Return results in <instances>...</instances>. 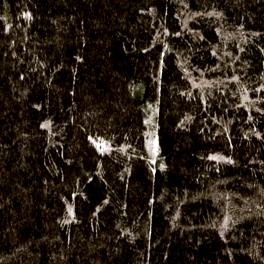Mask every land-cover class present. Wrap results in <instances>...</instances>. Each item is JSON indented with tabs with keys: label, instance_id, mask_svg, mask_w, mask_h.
Wrapping results in <instances>:
<instances>
[{
	"label": "trees",
	"instance_id": "trees-1",
	"mask_svg": "<svg viewBox=\"0 0 264 264\" xmlns=\"http://www.w3.org/2000/svg\"><path fill=\"white\" fill-rule=\"evenodd\" d=\"M0 264H264V0H0Z\"/></svg>",
	"mask_w": 264,
	"mask_h": 264
}]
</instances>
